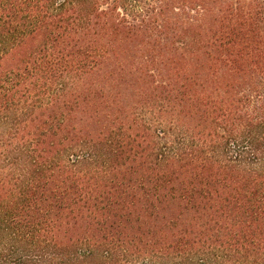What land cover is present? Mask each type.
Here are the masks:
<instances>
[{
    "label": "trees",
    "instance_id": "16d2710c",
    "mask_svg": "<svg viewBox=\"0 0 264 264\" xmlns=\"http://www.w3.org/2000/svg\"><path fill=\"white\" fill-rule=\"evenodd\" d=\"M0 264H264V0H0Z\"/></svg>",
    "mask_w": 264,
    "mask_h": 264
}]
</instances>
